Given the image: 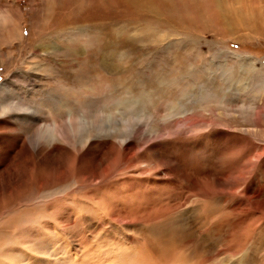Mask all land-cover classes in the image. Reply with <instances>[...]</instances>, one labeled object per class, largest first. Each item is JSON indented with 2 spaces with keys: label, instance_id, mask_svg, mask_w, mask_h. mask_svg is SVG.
<instances>
[{
  "label": "rangeland",
  "instance_id": "374dc122",
  "mask_svg": "<svg viewBox=\"0 0 264 264\" xmlns=\"http://www.w3.org/2000/svg\"><path fill=\"white\" fill-rule=\"evenodd\" d=\"M12 104L72 152L0 178V264H264V0H0Z\"/></svg>",
  "mask_w": 264,
  "mask_h": 264
},
{
  "label": "bare ground",
  "instance_id": "6f19581e",
  "mask_svg": "<svg viewBox=\"0 0 264 264\" xmlns=\"http://www.w3.org/2000/svg\"><path fill=\"white\" fill-rule=\"evenodd\" d=\"M132 2H138L140 3L141 0H130ZM143 2V8L145 9V2ZM165 3V2H164ZM170 4V3H169ZM168 4V5H169ZM151 5V4H150ZM171 5V4H170ZM169 5V6H170ZM167 6V5H166ZM164 7V4H163ZM149 8V7H148ZM151 9V7H150ZM149 10V9H148ZM167 10V9H166ZM171 10V9H170ZM150 11V10H149ZM148 11V12H149ZM168 11V10H167ZM153 12V11H152ZM172 12V11H171ZM160 15V14H157ZM178 20V19H177ZM22 106V105H21ZM16 106L14 104L8 105L6 107H0V159H2V164L0 162V178L4 176L6 179L5 181H8L6 183H10L14 185V188H19L22 187L24 188V185H28L30 182L34 183L35 175L33 176L31 174L30 177L23 176L21 173L22 168H27L28 165L30 167V170L33 169V166L31 168L30 163L32 162H40V163H48L52 162L53 158H55L56 154H60L65 157V159H68L70 153L72 152L70 148H67L66 146H58L56 149L53 148L52 146V140L56 135L53 130H49L50 133H45L37 140L34 141V139L31 136L30 129L32 128V122H30V110L25 107H19V112L24 111L25 114L28 118H25L24 116H19L21 114H14L13 111H15ZM13 115L11 116V114ZM33 120V118H32ZM65 126V125H64ZM56 129V128H55ZM61 132V131H60ZM61 135V134H60ZM65 136V135H64ZM61 137V136H60ZM243 138V137H242ZM248 139V138H247ZM250 141V140H249ZM250 156H249V166L253 167L254 161H258L261 156L264 155V146L255 143L254 141H250ZM74 148V146H73ZM81 149V148H80ZM78 149V150H80ZM83 149V147H82ZM75 152V151H74ZM75 154V153H74ZM85 154V152H84ZM83 155V154H82ZM77 156V155H76ZM84 156V155H83ZM81 156V157H83ZM80 157L79 161H82V158ZM24 161L26 165L25 167H22L20 165V161ZM56 160V158H55ZM62 161V160H61ZM4 162V163H3ZM20 162V163H19ZM29 163V164H28ZM36 166V165H35ZM37 167V166H36ZM39 167V166H38ZM37 167V168H38ZM258 167V166H257ZM261 167V166H260ZM21 168V169H20ZM29 169V168H28ZM250 169V168H249ZM1 170H4V173L1 172ZM34 170V169H33ZM28 171V170H27ZM38 171V170H37ZM26 172V170H25ZM247 173H250V171H246ZM62 178L69 177V172L67 169H64L61 173ZM44 179L46 177H40L39 181L43 185H46L44 183ZM37 180V179H36ZM47 180V179H46ZM63 182V181H61ZM50 185H58V184H63V183H49ZM1 187V186H0ZM29 187V186H28ZM15 193V192H14ZM13 193V194H14ZM17 193V192H16ZM20 193V192H19ZM7 194V193H5ZM4 192L0 189V197L5 195ZM21 194V193H20ZM12 195V193H11ZM9 194V196H11ZM14 196V195H13ZM16 198H18V194L15 195ZM20 197V196H19ZM6 198V197H5ZM13 198V197H12ZM15 198V197H14ZM15 198V199H16ZM21 198V197H20ZM19 198V200H20ZM13 199V201L15 200ZM2 201V200H1ZM12 203V201H11ZM32 206V205H31ZM23 207V206H22ZM28 208V207H27ZM26 209V208H25ZM67 212V211H66ZM77 212V209H76ZM28 213V212H27ZM30 213V212H29ZM22 214V213H21ZM18 215V214H17ZM23 215V214H22ZM32 214H30L31 216ZM21 216V215H20ZM27 216V217H30ZM18 217V216H17ZM22 217V216H21ZM25 217V218H27ZM33 217V216H32ZM34 219V218H33ZM32 219V220H33ZM24 220V219H23ZM9 223L11 225H17L21 224L23 227H27L30 225L29 220L22 221L19 217L17 219H10ZM34 223V222H33ZM30 226H32V224ZM37 223V221L35 222ZM44 225V224H43ZM45 228V227H44ZM58 229V228H57ZM24 230V229H23ZM29 232H32L33 230L27 229ZM26 230V231H27ZM43 231V230H42ZM5 233V232H4ZM33 234V233H32ZM2 236V235H1ZM64 243V242H63ZM20 244V243H18ZM64 245V244H63ZM22 246V243L21 245ZM61 246V245H60ZM63 247V246H62ZM73 248V247H72ZM60 251V250H59ZM71 251V250H70ZM74 251V250H72ZM78 252V251H77ZM60 253V252H59ZM79 255V253H78ZM46 260V259H45ZM37 261V260H36ZM42 263V262H41ZM44 263V262H43Z\"/></svg>",
  "mask_w": 264,
  "mask_h": 264
}]
</instances>
